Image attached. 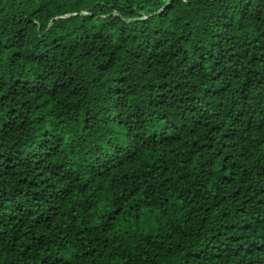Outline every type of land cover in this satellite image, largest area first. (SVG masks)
I'll list each match as a JSON object with an SVG mask.
<instances>
[{"label":"trees","instance_id":"16d2710c","mask_svg":"<svg viewBox=\"0 0 264 264\" xmlns=\"http://www.w3.org/2000/svg\"><path fill=\"white\" fill-rule=\"evenodd\" d=\"M0 264H264V0H0Z\"/></svg>","mask_w":264,"mask_h":264}]
</instances>
